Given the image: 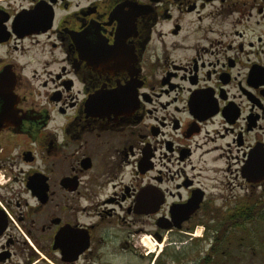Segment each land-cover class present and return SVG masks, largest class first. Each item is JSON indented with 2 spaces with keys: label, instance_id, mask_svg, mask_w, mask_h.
<instances>
[{
  "label": "flooded vegetation",
  "instance_id": "flooded-vegetation-1",
  "mask_svg": "<svg viewBox=\"0 0 264 264\" xmlns=\"http://www.w3.org/2000/svg\"><path fill=\"white\" fill-rule=\"evenodd\" d=\"M261 232L264 0H0V264H264Z\"/></svg>",
  "mask_w": 264,
  "mask_h": 264
},
{
  "label": "rangeland",
  "instance_id": "rangeland-1",
  "mask_svg": "<svg viewBox=\"0 0 264 264\" xmlns=\"http://www.w3.org/2000/svg\"><path fill=\"white\" fill-rule=\"evenodd\" d=\"M241 235H244V234H241ZM241 235L239 234V235H236L237 237H241ZM256 241L257 242H261V241H263L264 242V232H261V233H256ZM245 242H246V240H245ZM147 246V245H146ZM155 246V245H154ZM150 246V247H148L147 246V249H151V250H153L154 249V253L156 254L159 250H160V247L159 246ZM256 247H259V246H256ZM146 250H144V252H145ZM163 251V250H162ZM162 251H160L159 252V255L161 254V252ZM257 251H258V248H257ZM245 252H247V248L245 247V250H244V252H242V249L240 248L239 249V251H238V254H239V257H237L236 255V258H238V259H245V258H247V256L249 257V254L248 255H246L245 254ZM159 257V256H158ZM148 262V260H146L145 258H144V260H142L141 262L140 261H138V264H148L147 263ZM111 264H121V263H129V259H125V260H112V262H110ZM149 264H151V263H149ZM239 264H240V262H239ZM243 264H248V261H247V263L246 262H244Z\"/></svg>",
  "mask_w": 264,
  "mask_h": 264
},
{
  "label": "bare ground",
  "instance_id": "bare-ground-1",
  "mask_svg": "<svg viewBox=\"0 0 264 264\" xmlns=\"http://www.w3.org/2000/svg\"><path fill=\"white\" fill-rule=\"evenodd\" d=\"M144 243L148 244L149 247L150 246H154V245H158L157 242L155 240H152L151 238H149L148 236L144 237L143 239ZM155 247V246H154Z\"/></svg>",
  "mask_w": 264,
  "mask_h": 264
}]
</instances>
